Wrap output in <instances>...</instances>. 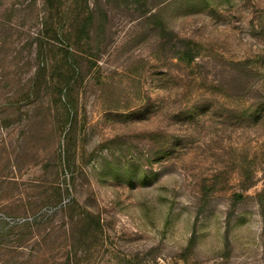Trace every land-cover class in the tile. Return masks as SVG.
I'll return each mask as SVG.
<instances>
[{"label": "rangeland", "instance_id": "374dc122", "mask_svg": "<svg viewBox=\"0 0 264 264\" xmlns=\"http://www.w3.org/2000/svg\"><path fill=\"white\" fill-rule=\"evenodd\" d=\"M262 209L264 0H0V264H264Z\"/></svg>", "mask_w": 264, "mask_h": 264}, {"label": "trees", "instance_id": "16d2710c", "mask_svg": "<svg viewBox=\"0 0 264 264\" xmlns=\"http://www.w3.org/2000/svg\"><path fill=\"white\" fill-rule=\"evenodd\" d=\"M52 1L53 0H44V3L48 7V5H50L52 3ZM124 1H126V2L128 1L131 4H137L139 2V0H124ZM49 10L51 11V9H49ZM46 12L49 13V11H46ZM46 12L44 14H46ZM62 15H64V14L62 13ZM90 22H91L90 18L84 19V22H83L84 24L82 25L80 31L77 34L78 37L76 36V41L81 40L82 34H85V37H88L87 27L90 24ZM41 27H44V25ZM51 29L53 31L55 38L58 36L59 37H66L68 35V33L64 31V29L61 25L56 26V27L52 26ZM161 31L163 32V35L172 34L171 32L165 30L162 25H161ZM173 50H174V58L177 61H179L180 63H184L187 65L191 64L197 55V45L194 44L190 40L177 39V44L174 45ZM43 52H44V49H42V44H41V45H39V48L37 51V56H36L37 60L40 57L41 58L44 57ZM62 52L64 55V59L62 61L60 60L57 62H55V61L49 62L48 60L43 59V62H41V66L38 70V71H41L43 74L47 73L49 70L52 74H58V76L61 78V81L56 85L58 87L57 93H58L59 98H61L62 94L65 91H67V89L70 87V85L74 82L75 78L78 76V73H77L78 69L75 66L74 62L71 63V61L68 60V58H71V57L74 58L76 55L74 53H71L73 51L70 49H64V51H62ZM38 75H39V73H38ZM36 76H37V74H36ZM36 76H35V78H36ZM44 78H45V76H44ZM32 80H34V78H31L29 80V83H31ZM52 80L53 79L48 76L47 81L44 83V85L51 84ZM203 198L204 199L202 200L201 205H199V209L197 211L198 214H200L203 211L204 207L207 204V197L204 196ZM70 205L72 206V204L70 203L69 205H67V208H70ZM61 210L63 211V209H61ZM262 210H263L262 217H263V221H264V209H262ZM70 218H71L70 219L71 220V226H75V228L76 227L79 228V230L83 233V235L81 234L80 237L77 235V239H78L77 241L78 242H83V240H84L83 237L86 236V238L89 239V238L95 236L96 232L100 231L99 221L93 215H91L87 212H83L79 216L70 217ZM42 219L40 218L39 220H42ZM36 224H37V222L34 219L31 222L23 223L20 226L27 228V230L31 231L33 229V227L36 226ZM74 236H75V234H74ZM71 237H72V234H71ZM193 240H194L193 237H191L189 240V246H191L193 244ZM75 254H76V251H74V247H71V250L66 253L65 259L63 260V262L61 264H71V259L73 257H75Z\"/></svg>", "mask_w": 264, "mask_h": 264}]
</instances>
